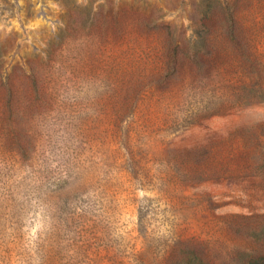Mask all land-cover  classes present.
Returning <instances> with one entry per match:
<instances>
[{
    "label": "rangeland",
    "instance_id": "rangeland-1",
    "mask_svg": "<svg viewBox=\"0 0 264 264\" xmlns=\"http://www.w3.org/2000/svg\"><path fill=\"white\" fill-rule=\"evenodd\" d=\"M240 1L239 18L260 25L242 27L239 35L264 38V0ZM202 3L0 0L2 67L18 79L21 71L37 68L44 77V98L52 102L49 115L58 118L48 122L47 130L55 132V144L41 145L44 149L29 166L8 150L13 146L2 144L7 137L0 129V264H70L66 261L76 259L118 264L122 256L131 264H163L178 249L176 243L205 247L202 257L216 261H228L232 246L256 249L255 232L264 227V102L198 121L195 105L173 95L181 86L188 93L193 77L181 72L179 84L172 71L158 65L161 57L153 45L146 47L144 40L139 49L135 44L151 32L145 26L142 33L146 21L167 22L175 35L186 31L190 36L192 18L211 16ZM66 32L72 39L56 48ZM211 44L217 51L226 49L220 27L212 32ZM49 48L58 55L42 64ZM73 70H81L83 80L73 77ZM99 73L118 87L105 100L93 78ZM196 77V85L205 82ZM137 79L156 87L145 89L129 106L128 91L138 86ZM5 116L0 106V127ZM72 133L78 134L73 143L67 135ZM88 137L97 150L92 161L100 167L79 173L77 180L74 173L76 182L67 183L75 182L69 195L78 191L80 202L88 203L76 223L82 235L69 248L58 237L66 226L62 214L42 203L43 180L65 176L68 149L72 156L82 151L72 160L80 165L88 156ZM115 153L118 163L111 165L109 186L103 162ZM86 162L89 168L91 162ZM80 208L77 204L76 211Z\"/></svg>",
    "mask_w": 264,
    "mask_h": 264
},
{
    "label": "trees",
    "instance_id": "trees-1",
    "mask_svg": "<svg viewBox=\"0 0 264 264\" xmlns=\"http://www.w3.org/2000/svg\"><path fill=\"white\" fill-rule=\"evenodd\" d=\"M241 3L240 0H203L202 4L207 9H204V13L207 16L209 12L211 16L204 17V20L199 21L192 18L190 20V36L186 35V31H181L175 35L172 30L173 25H167V22L154 20L153 22L146 21L147 23L142 22L141 24L142 33H144L146 27H149L148 30L151 32L147 34L148 37L145 39L136 38V47L144 48V40L149 43L146 47H149L150 44L153 45L151 49L161 57L157 62L158 65L172 71V79L179 84H183V79L180 78L179 73L188 72L187 75L190 78L193 77L191 84H187L190 85L188 93L183 90L187 86H183L184 88L181 86L175 90L173 95L183 97L181 103L185 102L187 104L188 102L195 105L197 111L195 115L198 121L209 116L223 114L231 109L264 102V38L258 36L243 38L239 35V30L242 27L253 29L260 25L259 22H252V25H250L246 20L239 18ZM208 19H210V22ZM218 27H220L223 40L226 43V49L221 51H217L211 44L212 32ZM150 34L151 36H149ZM72 37L69 32H66L65 36L60 38L56 48H61L64 44L67 45ZM56 52L55 48H49L41 63L50 64L57 57L58 53ZM2 62L3 54L0 53V106L6 112L0 129L5 131L7 137L2 144L13 146L8 150L18 154L22 162L29 166L33 158L41 149H44L41 145L51 148L55 144V132H47V130L48 122L53 124V121L58 118L49 115L53 111V106L52 102L44 98L42 89L44 77H41V72L30 66L29 73L25 74L21 71V77L18 79L6 73L2 67ZM195 69L199 73L194 74ZM73 71L75 72L73 77L83 80L79 78V71L81 70ZM198 74L203 77L205 82L199 80L198 85H196ZM93 78L96 79L98 94L103 100L118 91L116 85L108 84L107 77L103 76L102 73L93 76ZM137 82L138 86L136 83L128 91L129 106H135L137 100L146 90L156 87V84H144L140 79H137ZM182 90L183 93L181 94ZM208 107H212L211 112H206L209 109ZM202 113L204 114L202 115ZM37 124L38 126L42 124L45 130L42 131L39 127L36 129ZM67 135L70 136L69 142L78 141L77 133ZM79 140L82 141L81 138ZM88 140L89 137L87 143ZM91 140L94 142L96 139L91 138ZM88 144L89 146L85 150L88 153L87 158L84 156V159L78 158L82 160L80 165L75 166L72 160L74 156L83 155L82 151L77 150L72 156L70 149H68L66 152L69 159L67 160L65 176L57 178L55 181L43 180L46 188L41 196L42 203L48 208L51 205L54 210L62 214L63 223L66 226L61 229L60 232L62 233L58 237L69 248H73L74 237L82 235L80 232L78 233L76 223L81 213L87 211L88 203L80 202L83 197L78 195V191L69 195L67 190L73 187L79 173L85 175L92 170H96V167L98 169L100 167L98 162L92 161V157L97 150L91 147L92 144ZM116 157L117 153L114 156L105 157L103 162L104 171L109 172V175H107V180L102 179L109 186H112L113 177L110 173L111 165L115 166L118 163ZM86 161L91 162L89 168ZM74 173H76V180L72 178ZM69 180H75V182L67 186ZM69 196H72L75 202L73 200L68 201L66 198ZM77 204L81 205L79 211H76ZM67 218L71 221H66ZM254 237V244L256 245L254 251L241 246H232V249L227 250V252H232L228 261H216L210 257L206 260L202 257L205 255V247H192L189 244L176 243L178 249L163 264H264V227L255 232ZM78 247L83 248L85 252L84 246ZM214 255L221 256V252ZM68 261L70 264H82V260L79 259L78 261L76 259L67 260L66 262ZM118 264L131 263L126 262L122 256ZM132 264L143 263L134 262Z\"/></svg>",
    "mask_w": 264,
    "mask_h": 264
}]
</instances>
